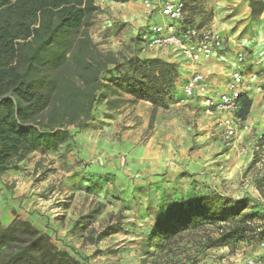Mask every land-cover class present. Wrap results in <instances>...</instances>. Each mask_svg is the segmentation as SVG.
Returning a JSON list of instances; mask_svg holds the SVG:
<instances>
[{"label":"rangeland","instance_id":"rangeland-1","mask_svg":"<svg viewBox=\"0 0 264 264\" xmlns=\"http://www.w3.org/2000/svg\"><path fill=\"white\" fill-rule=\"evenodd\" d=\"M144 1L96 0L101 8L86 30L97 50L117 53L120 61L162 64L155 74L163 83L164 104L153 106L135 97L126 84L103 89L104 97L95 104L87 125L68 127L71 133L86 132L85 138L76 136L74 145L57 154L45 149L34 163L31 153L3 176L13 171L34 176L33 186L45 205L36 211L34 224L29 222L82 264H151V256H142L143 244L166 208L209 196L228 213L224 221L202 223L199 229L185 232L167 247L168 255L178 252L175 260L182 264H234L257 252L264 236V132H257L253 124L250 130L239 129L230 143L216 136L217 118L196 99L183 95L186 79L195 72L191 63L171 48L143 44L140 20L148 17ZM181 1L185 25L221 35L220 62L234 60L237 51L250 58L252 46L262 43L263 29L254 19L264 12V0ZM126 13L131 20L116 23L115 17ZM126 73L124 63L116 72L103 73L101 80L108 83L110 76L121 78ZM106 99L115 101L108 117L97 108ZM121 107L125 116L106 120ZM237 210L238 215H230ZM238 226L244 230L243 239L220 246L204 244L206 235L217 238L221 230ZM150 253L157 251L150 248Z\"/></svg>","mask_w":264,"mask_h":264},{"label":"trees","instance_id":"trees-1","mask_svg":"<svg viewBox=\"0 0 264 264\" xmlns=\"http://www.w3.org/2000/svg\"><path fill=\"white\" fill-rule=\"evenodd\" d=\"M98 10L96 0H0V176L16 170L41 147L56 150L70 140L68 127L87 125L95 104L104 97L103 89L126 84L135 97L153 106L164 104L163 83L155 74L162 64L123 62L117 53L99 51L91 42L86 29ZM124 63L126 75H112L108 83L101 80L103 73L116 72ZM106 104L110 108L115 101ZM251 105L246 94L239 97L236 114L241 120H246ZM225 214L209 196L167 207L144 242L142 256H151V264H182L175 260L178 252L168 255L172 243L202 223L224 221ZM243 235L238 226L221 230L217 238L206 235L204 244L220 246ZM150 248L157 253H150ZM0 264L82 263L59 249L48 234L14 215L6 227H0Z\"/></svg>","mask_w":264,"mask_h":264},{"label":"built area","instance_id":"built-area-1","mask_svg":"<svg viewBox=\"0 0 264 264\" xmlns=\"http://www.w3.org/2000/svg\"><path fill=\"white\" fill-rule=\"evenodd\" d=\"M144 6L152 15L144 29L140 32L143 44L149 48H171L184 61L195 64L210 59L223 47L219 33L198 30L194 26L185 25L184 2L166 1L154 4L145 0ZM235 69L231 71L224 87L213 89L202 72H193L183 85V95L188 99H196L205 112L218 119L219 138L230 143L239 129H248L243 120L237 116L239 97L244 93L243 70L244 55L235 54ZM234 264H264V238L258 244V251Z\"/></svg>","mask_w":264,"mask_h":264},{"label":"crops","instance_id":"crops-1","mask_svg":"<svg viewBox=\"0 0 264 264\" xmlns=\"http://www.w3.org/2000/svg\"><path fill=\"white\" fill-rule=\"evenodd\" d=\"M167 1H179V0H167ZM236 1L240 2L242 0H236ZM136 11L137 8H135V12ZM248 12H249L248 8L245 9L244 15L247 16ZM147 14L148 17H146L145 21H143V19L140 20L143 22V24L141 25L143 27L147 24V22L149 21L152 15V13L149 10ZM152 16L156 17V14H153ZM124 20H131L130 13H126L125 15L122 16L117 15L115 17L116 23L120 21L122 22ZM254 22L255 25H259L263 29V35L261 37L263 40L262 43L261 44L256 43L254 47L252 46L251 49L252 52L250 58L246 57L241 51H237V52H241L245 58V64L244 67H242L244 73L243 89H244V93L252 100V105L249 114L246 120H244V122L249 128L248 130H250L251 126L255 124V127L257 128V132H264V12L259 16V18L254 19ZM137 26L138 25L136 23L135 29L131 28L132 32L130 33L128 32L129 35L131 36L134 35ZM114 31L118 32V30L116 31V29H114ZM120 33L121 35H124L125 31H122ZM222 50L223 49L218 51L216 54H214L210 59L206 61H201L195 64H191L193 66V69H195L194 70L195 72L203 73V75L207 78L208 84L213 89H217V88L220 89L221 87H224L231 71L234 70L236 67L235 59L232 61L229 60L224 61V63L218 60V57L221 54ZM106 101H108V99H106L103 104L97 105V108H99L100 110L99 112H101L103 116L105 114L106 115L105 117H108L109 107L107 106ZM95 108L96 105L94 106V109ZM112 115L113 118H107L106 120L115 122L118 116L122 117L126 115V110L124 111V107L118 109L115 108L113 110ZM85 133L86 132L71 133L72 137L70 140L60 145L58 149L56 150L53 149L54 154L63 151L66 147L70 145H74L76 136L81 138V140L82 138H85ZM216 136L219 137L218 132L216 133ZM88 144L90 143H87V145ZM94 144L96 146L98 145L97 142ZM95 145L93 146L95 147ZM44 150H45L44 147H41L40 149L32 153L33 156L35 157L33 159V163L38 159L40 155L43 154ZM54 163L57 165L58 160L55 159ZM55 164L53 166H55ZM65 172L66 170L64 171V173ZM68 176H70V172ZM68 176L65 177L64 180H67ZM33 179L34 176L32 174H25L21 171H17V172L13 171V173L11 174L0 176V226L1 227H6L14 218V215L26 221L32 220L31 223L34 224L33 220L36 219V213H37L36 211H38V208H41L43 204L45 205V202L41 198L40 194L37 193V188L33 186ZM7 182H9L8 183L9 186L13 184V187L12 186L8 187L6 184Z\"/></svg>","mask_w":264,"mask_h":264}]
</instances>
